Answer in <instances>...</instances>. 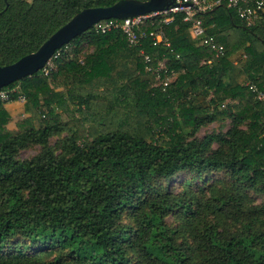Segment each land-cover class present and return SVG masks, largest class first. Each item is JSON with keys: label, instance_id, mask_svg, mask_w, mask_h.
<instances>
[{"label": "trees", "instance_id": "trees-1", "mask_svg": "<svg viewBox=\"0 0 264 264\" xmlns=\"http://www.w3.org/2000/svg\"><path fill=\"white\" fill-rule=\"evenodd\" d=\"M117 1L0 0V66L36 51L81 10ZM201 17L223 55L196 45L182 14L143 26L168 42L142 46L153 66L166 60L172 71L165 92L140 48L92 29L58 49L54 72L6 86L21 84L25 116L7 129L0 103V264H264V202L247 194L264 196V103L245 85L264 91V13L249 27L224 4ZM82 40L93 50L79 63L70 47ZM239 53L246 58L235 65ZM60 113L74 127L64 159L48 145ZM223 119L225 136L193 138ZM29 141L40 155L17 158ZM215 142L222 147L211 150ZM183 171H223L227 181L178 192L156 185Z\"/></svg>", "mask_w": 264, "mask_h": 264}, {"label": "built area", "instance_id": "built-area-1", "mask_svg": "<svg viewBox=\"0 0 264 264\" xmlns=\"http://www.w3.org/2000/svg\"><path fill=\"white\" fill-rule=\"evenodd\" d=\"M225 5L227 8L235 11L236 16L246 27L252 26L258 22L264 13V0H175L168 8L149 12L142 15L126 17L123 19H105L97 22L91 27L95 33L106 34L112 31H119L124 36L128 45L140 48L139 54L143 57L146 72L155 75L158 87L165 92L166 86L171 81L172 71H168L166 60H161L152 65L154 59L142 48L145 40H150V45L156 47L158 45L167 47L168 42L162 31H145L143 26L148 21L153 24V20H160L163 24L173 21L175 16L182 14V21L189 24L188 32L196 45L205 47L212 51L216 57L223 55L224 46L217 42L214 35L206 33L202 14L207 13L213 7ZM59 50L46 61L40 70L44 76L49 75L57 69L56 60L59 58ZM246 58L244 53H239L232 57L233 63L237 65ZM164 75V78H161ZM248 89L253 94L254 100L264 103V91L257 89L252 83H246ZM19 87L11 86L0 89V103L7 102L10 96H17L20 101H25L23 94L19 91Z\"/></svg>", "mask_w": 264, "mask_h": 264}, {"label": "rangeland", "instance_id": "rangeland-1", "mask_svg": "<svg viewBox=\"0 0 264 264\" xmlns=\"http://www.w3.org/2000/svg\"><path fill=\"white\" fill-rule=\"evenodd\" d=\"M72 48V59L79 61L85 60V57L91 53L93 50V45L90 41L82 40L79 42H75L70 47ZM19 87V91H21V84L16 83ZM155 86H158V82L155 83ZM15 102L13 105L16 106L15 111L17 114L15 116H10L8 119L7 124L5 125L7 129H13L15 127L16 122L19 119H22L25 116L24 108H23V101H20L17 96H10L9 101L2 102V104L9 105ZM68 116L64 113H60V131L57 133L52 134L48 139V145L53 150L55 156L59 159L67 158L70 150V143L68 142V138L74 131V127L67 124ZM231 127V121L229 119H223L219 121L207 122L204 123L194 134L193 138L197 140L203 139L205 136L211 135H218V136H225L226 131ZM244 127V126H243ZM245 128V127H244ZM96 133L92 130L90 134L87 136V139L90 141ZM222 146L219 143H213L211 145V150H216L221 148ZM43 147L42 145L35 143L33 141L27 142L23 147L18 150L17 158L28 160L30 158L36 157L40 155L42 152ZM215 181H227V175L223 171L211 172L206 173L201 176L196 175L195 173L189 171L179 172L174 175L168 182L165 181H156V185H161L167 188H172L174 192L180 191L185 185V183L189 184V186L194 189H202L207 187V185L215 182ZM247 194L251 198V200L255 204H261L264 202V196L254 190H247ZM166 222L169 226L173 227L178 223V220L175 215H170L166 218Z\"/></svg>", "mask_w": 264, "mask_h": 264}, {"label": "water", "instance_id": "water-1", "mask_svg": "<svg viewBox=\"0 0 264 264\" xmlns=\"http://www.w3.org/2000/svg\"><path fill=\"white\" fill-rule=\"evenodd\" d=\"M174 1L119 0L110 6L90 7L81 10L52 33L36 51L24 55L12 64L0 66V89L36 74L56 50L72 42L97 22L161 11L171 6Z\"/></svg>", "mask_w": 264, "mask_h": 264}, {"label": "crops", "instance_id": "crops-1", "mask_svg": "<svg viewBox=\"0 0 264 264\" xmlns=\"http://www.w3.org/2000/svg\"><path fill=\"white\" fill-rule=\"evenodd\" d=\"M14 103L15 102H13V103H11L9 105H5L4 106L5 109L8 111V113H9L10 116H15L17 114V111H15L16 106L13 105Z\"/></svg>", "mask_w": 264, "mask_h": 264}]
</instances>
